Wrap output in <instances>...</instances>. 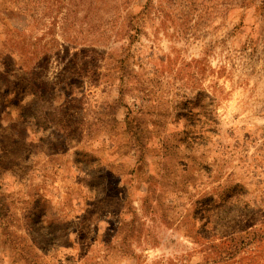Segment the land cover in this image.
Returning a JSON list of instances; mask_svg holds the SVG:
<instances>
[{"label": "rangeland", "instance_id": "rangeland-1", "mask_svg": "<svg viewBox=\"0 0 264 264\" xmlns=\"http://www.w3.org/2000/svg\"><path fill=\"white\" fill-rule=\"evenodd\" d=\"M256 2L0 0V264H264Z\"/></svg>", "mask_w": 264, "mask_h": 264}, {"label": "trees", "instance_id": "trees-1", "mask_svg": "<svg viewBox=\"0 0 264 264\" xmlns=\"http://www.w3.org/2000/svg\"><path fill=\"white\" fill-rule=\"evenodd\" d=\"M258 2H256V0H254V2H256L255 6L259 7L262 12L264 13V0H257Z\"/></svg>", "mask_w": 264, "mask_h": 264}]
</instances>
